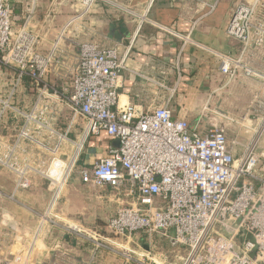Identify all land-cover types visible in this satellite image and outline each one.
I'll return each instance as SVG.
<instances>
[{
	"label": "built area",
	"instance_id": "obj_1",
	"mask_svg": "<svg viewBox=\"0 0 264 264\" xmlns=\"http://www.w3.org/2000/svg\"><path fill=\"white\" fill-rule=\"evenodd\" d=\"M80 2V11L58 32L47 53L41 54L28 27L35 6L28 8L22 26L16 29L12 0H0V68L13 72L10 82L0 86V166L17 176L14 194L28 189L34 175L46 179L50 189L38 227L13 237L11 243L18 248L11 256H0V264H35L45 226H59V221L65 222L62 226L69 233L94 241L96 249L105 242L117 243L120 236L144 231L160 234L186 249L175 264H264V153L260 152L264 119L257 127L245 118L224 116L250 134L242 143L230 141L228 126L214 117L201 132L199 121L193 126L175 116L169 104L147 111L131 102L121 104L119 88L123 70L128 68L125 56L116 47L92 42L79 43L78 53L73 55L63 42L70 40L66 35L69 28L99 4L137 17L138 30L149 20L147 13L140 14L117 0ZM169 32L191 41L189 35ZM227 34L242 47L238 54L212 51L220 71L229 80L246 77L264 83V72L254 65V59L264 52V0L240 4ZM59 80L69 85L58 87ZM25 83V89L35 94L29 108L13 102ZM66 108L70 122L60 130L58 122ZM9 120L17 130L13 135L2 134L1 127L9 129ZM76 124L82 126L77 139L70 136ZM103 132L118 145L78 171L86 142ZM77 171L84 183L108 185L135 197L132 204L118 206L106 222V233L60 214L65 188ZM3 195L0 189V211ZM4 218L0 214V224L5 227Z\"/></svg>",
	"mask_w": 264,
	"mask_h": 264
},
{
	"label": "crops",
	"instance_id": "obj_2",
	"mask_svg": "<svg viewBox=\"0 0 264 264\" xmlns=\"http://www.w3.org/2000/svg\"><path fill=\"white\" fill-rule=\"evenodd\" d=\"M117 1L140 14L147 13L149 20L138 30L137 17L99 4L90 15L69 28L66 35L70 40H65L63 47L73 55L78 53V44L82 42H92L104 48L116 47L119 55L125 56L128 67L123 70L119 88L121 104L134 103L140 111L169 104L175 116L187 119L193 126L199 121L201 132L206 131L214 117L228 126L230 141L239 139L246 142L250 134L224 116L236 120L245 118L253 126H260L264 119V83L246 77L229 80L220 71L219 61L212 51L240 52V41L228 36L227 27L235 9L250 0ZM12 3L16 29L22 26L28 8L35 6V14L28 27L37 41L36 50L41 54L47 53L58 32L81 9L80 0H12ZM170 30L189 35L191 41H183ZM72 40L76 43H71ZM254 65L264 72V52L254 59ZM50 77L53 80L54 76ZM57 85L62 88L69 83L59 80ZM23 93L27 95L29 90L24 89ZM202 112L204 116L201 117ZM70 117L66 108L58 122L60 130L66 129ZM11 127L9 120V129ZM81 131V124H76L70 136L77 139ZM117 145L118 141L105 132L91 136L79 158L77 170L90 167L97 158L107 154L110 146ZM241 152L239 148L238 154ZM260 152L264 153V134ZM78 171L67 184L59 206L65 219L96 227L106 224L118 206L130 205L135 200V197L118 193L111 186L97 187L84 183ZM0 174L4 178L0 189L6 193L1 201L0 214L5 215L7 223L5 227L0 224V256H11L18 248L16 243H11L13 237L25 231L33 232L38 227V218L46 209L50 189L46 179L34 175L28 189L14 194L17 176L2 168ZM47 231L43 237L44 247L38 251L35 264L41 261L127 264L119 251H111L106 245L96 249L94 241L69 233L63 226L50 225ZM56 245L59 247L54 251Z\"/></svg>",
	"mask_w": 264,
	"mask_h": 264
},
{
	"label": "rangeland",
	"instance_id": "obj_3",
	"mask_svg": "<svg viewBox=\"0 0 264 264\" xmlns=\"http://www.w3.org/2000/svg\"><path fill=\"white\" fill-rule=\"evenodd\" d=\"M12 76H13V72L11 70L8 71L5 68H0V86L5 83L8 84L12 79ZM26 85H28V83L22 85L24 89L27 87ZM22 90L19 92L17 99H15L13 102L15 104H18L21 108H29V106L35 100L34 99L35 96H32L35 94L29 92L27 95H25V93H23ZM9 116L10 115H8L7 119L9 118ZM14 122L17 123V119H14ZM16 130L17 128L12 126L10 129L3 128L1 130V133L5 135H13L15 134ZM261 163L264 164V159H261ZM0 168L4 169L2 166H0ZM2 179L4 178L0 174L1 183H2ZM3 194L4 195L2 200L5 199L6 196V193L4 191ZM39 220L40 218H38V221ZM59 222H60L59 226L65 224L64 221H59ZM37 224L38 222L36 223V226ZM49 226L48 225L45 226L43 237L47 235L46 233L48 232L47 229L49 228ZM96 227L101 232L106 233V224H100L97 225ZM44 243L45 240L43 238H40L38 240V249L34 254V257H37L36 255H38V251L40 250L42 251L44 247ZM105 244L106 246H108L109 249H111V251L113 249L115 251H119L120 255L121 254L124 255L127 264H175L179 262V256L184 255L186 252V249L182 245L173 244L171 239L156 233L149 235L144 231H137L129 236H120L117 239V243L105 242ZM128 258L130 259L128 260Z\"/></svg>",
	"mask_w": 264,
	"mask_h": 264
},
{
	"label": "trees",
	"instance_id": "obj_4",
	"mask_svg": "<svg viewBox=\"0 0 264 264\" xmlns=\"http://www.w3.org/2000/svg\"><path fill=\"white\" fill-rule=\"evenodd\" d=\"M27 86V85H26Z\"/></svg>",
	"mask_w": 264,
	"mask_h": 264
}]
</instances>
